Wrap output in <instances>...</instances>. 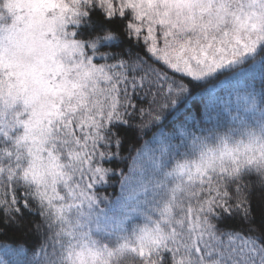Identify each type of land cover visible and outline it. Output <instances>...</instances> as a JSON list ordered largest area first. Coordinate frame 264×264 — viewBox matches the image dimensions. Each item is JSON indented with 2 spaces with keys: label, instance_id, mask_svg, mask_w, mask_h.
<instances>
[{
  "label": "snow or ice",
  "instance_id": "snow-or-ice-1",
  "mask_svg": "<svg viewBox=\"0 0 264 264\" xmlns=\"http://www.w3.org/2000/svg\"><path fill=\"white\" fill-rule=\"evenodd\" d=\"M257 70L264 0H0V223L36 240L0 264H264V91H215Z\"/></svg>",
  "mask_w": 264,
  "mask_h": 264
},
{
  "label": "trees",
  "instance_id": "trees-1",
  "mask_svg": "<svg viewBox=\"0 0 264 264\" xmlns=\"http://www.w3.org/2000/svg\"><path fill=\"white\" fill-rule=\"evenodd\" d=\"M123 47L127 48V44H124ZM138 51V49L133 50ZM226 78L221 77L219 82L216 83V92H219L220 95H225L228 90L240 88L244 89L245 87H253L255 90L260 93L264 91V77L261 76L259 70H257L255 74V79L251 81L249 84L244 78H237L228 76ZM187 82V81H186ZM191 95L185 100L182 104L178 106V109L172 113L164 122L163 126L165 130H169L173 128L179 120H183L187 115L194 114L198 117L203 114L204 105L207 102L208 93L202 91L201 85L190 84ZM223 90V91H221ZM140 123L139 119L133 121V127L127 129L122 132V138L124 139L123 150L121 155H127L129 145H131L134 141H136V126ZM152 133L149 132L148 135L144 136V140H147L151 137ZM138 143H143V140H140ZM114 150V149H113ZM127 161H121L118 158L111 159L105 162L106 167L111 168H125L126 170ZM118 177H112V183L110 185H97V190L104 195H108L110 198L115 197L119 194V184L115 183ZM244 183L249 185V190L251 191V200L254 206H257L261 203L262 199H264V193H262L259 187L255 183V177L250 176L246 177ZM103 206V205H102ZM27 219L29 220H38V216H34L31 213L28 214ZM238 218H233L226 221V224H229L233 227H240V224L237 223ZM3 220V217L0 216V221ZM256 223H259V217L257 216ZM247 227V225H244ZM7 244L11 248H18L23 246L24 249L31 255V252L36 244L34 233L29 231L26 228H21L15 224L8 223L3 224L0 223V254H3L4 245Z\"/></svg>",
  "mask_w": 264,
  "mask_h": 264
}]
</instances>
